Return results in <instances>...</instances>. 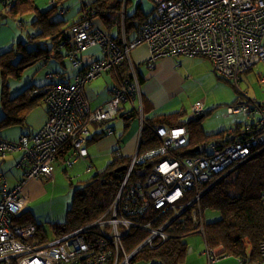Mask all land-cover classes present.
I'll return each mask as SVG.
<instances>
[{"label":"built area","instance_id":"2783aa9c","mask_svg":"<svg viewBox=\"0 0 264 264\" xmlns=\"http://www.w3.org/2000/svg\"><path fill=\"white\" fill-rule=\"evenodd\" d=\"M153 2L155 19L144 25L141 34L131 41L127 40L124 29L120 43L95 22L85 6L87 1L81 0L80 18L71 26L70 39L65 35L58 49L68 51L71 65L77 70L73 81L57 83L55 80L61 74L48 73L47 78L52 83L32 92V97H43L48 109L45 126L35 135L24 134L18 142L0 138L2 155L23 151V163L29 166L26 181L41 178L54 181L55 163L60 150L68 143L72 148V154L66 161L69 167L85 159L92 129L111 125L122 104H130L132 112L143 124L141 79L132 61L133 50L142 44L149 48L147 65L150 71L156 70L163 58L203 57L212 62L218 75L238 89L243 76L253 66L258 63L264 65V0ZM92 48H100L102 57L89 58L84 62L83 54ZM124 62L130 66L131 77L113 89L112 99L106 105L92 110L85 95L86 86ZM245 95L248 98V94ZM229 111L246 118V137L238 138L225 147L211 145L209 151L196 157L182 158L176 152L188 144L189 133L185 127H158L155 135L161 147L144 154L139 152L141 134L138 149L111 210L98 222L48 243L37 238L35 224H19L16 220L25 212L28 203L23 192L24 183L9 190L7 178L0 176L3 191L0 264H130L138 252L155 249L160 239L163 242L170 239L166 229L193 205L197 206L193 221L204 235L201 199L210 188L264 151V102L247 100L230 107ZM205 113L204 104L198 103L192 116L198 118ZM113 132L112 127H107V135ZM114 154L117 158L124 157L121 149H116ZM145 164L152 166L149 175L143 182L132 185L129 191L127 189L124 202L122 195L134 168ZM192 192H196V197L187 204H181ZM261 199L264 206V193ZM170 210L178 211L172 219L160 222ZM152 211L157 212L154 218ZM142 220L148 222L143 223ZM96 228L99 229L97 233L93 232ZM133 228L144 230L150 236L136 251L126 256L123 238ZM260 252L264 258V241ZM122 253L125 254L123 260L120 259ZM213 253H207L210 264L219 260ZM240 262L250 264L243 260ZM256 264H262V261Z\"/></svg>","mask_w":264,"mask_h":264},{"label":"trees","instance_id":"16d2710c","mask_svg":"<svg viewBox=\"0 0 264 264\" xmlns=\"http://www.w3.org/2000/svg\"><path fill=\"white\" fill-rule=\"evenodd\" d=\"M63 1L53 0L50 9L46 12H41L36 6V0H3L5 2V13L10 18L17 19L28 14H37L38 18L33 23V26H39L41 30L34 36L29 35L30 41L19 44L17 50L11 49L0 53V76L3 81L1 104L4 111V118L0 122V131L14 126H25L26 117L29 112L40 101L43 102V97H32V92L35 89H43L51 83L40 87H28L18 96L11 98L9 96L10 88L7 81L9 79L23 77L26 70L35 64L48 61L52 57L62 58L64 52L67 51H59L58 49L59 43L67 35V29L69 27L63 22L56 23L51 21V18L54 15L56 16V13L62 8L60 5ZM129 4L130 0H127L126 11H124L122 10L123 0H98L88 11L92 18L99 19L108 30L110 28L111 30L117 28L118 35L112 36L116 41L121 43L124 29L127 40L130 41V37L134 34L137 35L135 37H138L144 25L149 22V18L141 12L140 4H138V9L134 14H129ZM61 10L66 9L62 8ZM66 37L70 39V37ZM45 40L53 44L52 48L46 49L41 46V42ZM32 45L36 46V48L28 49V46ZM66 54L68 57V51ZM112 73L118 85L131 77L130 66L127 62L116 67L112 70ZM263 78L261 76L258 77L259 81L264 84L262 82ZM245 94L248 93L243 91L242 96L245 99L242 97L235 101L234 104L236 106L245 103L247 100L257 101L252 99L249 94L247 98ZM240 100L243 101L240 102ZM130 115L132 117H127L129 121L134 117L138 119L137 115L133 112ZM183 116L184 112L180 111L179 113H173L163 117L156 116L152 119H144L139 149L140 154L161 147V142L155 135V130L161 126L167 128L185 127L188 130V144L176 151L182 158L196 157L199 155V152L196 151L197 147L201 149L200 153H203L209 151L211 145L216 148L225 147L234 143L238 138L246 137V130L244 129L247 124L246 121L239 123L236 128L222 130L214 134H207L202 127V122L208 117V113L202 115L203 117L200 116L202 118H189L188 120L183 119ZM124 117L126 119V115ZM107 127L113 128L112 124L107 125ZM129 127L130 123L127 125V129ZM104 135H107L106 130ZM0 138L2 139L1 135ZM71 153L72 148L68 143L60 150L59 157H65ZM131 162V158H117L115 156L112 164H109L104 170L96 173L89 181L85 182L82 188L76 189L73 194L72 205L67 212V220L63 223L51 225L53 240L101 220L111 210L118 199L127 176L128 170L118 171V169L124 166L129 168ZM28 169L29 166H27V171ZM151 169L152 166L149 164L134 168L127 188H125L122 195L124 202L127 189L129 191L132 185L137 182H143L149 175ZM51 182L54 183L55 180ZM263 193L264 151L230 173L226 178L211 188L201 199L203 212L209 209L218 212L221 217L218 221L216 220L211 224H205V241L208 248L215 249L223 247L224 254L247 261L250 264L263 261L264 258L260 252V245L264 241V206L262 205L261 199ZM195 197L196 192H192L181 204H187ZM196 207V205L191 206L172 221L171 225L166 229V233L170 235V239L166 242H163V239L158 240L155 249L139 252L133 257L130 264H133L137 259L148 261L157 260L161 264H182L188 254V247L184 239L187 236L199 232L200 229L193 221V216L197 211ZM177 211H167L161 217L160 222L164 223L172 219ZM152 212L154 218L157 212ZM16 220L19 224L32 223V217L26 211ZM142 222L147 223L148 221L142 220ZM37 229V238L42 243H48V234L39 229L38 226ZM93 232L97 233L99 229H93ZM149 236L150 234L148 232L139 228L131 229L123 238L126 256L136 251ZM125 254L122 253L120 255L121 260L125 258Z\"/></svg>","mask_w":264,"mask_h":264},{"label":"crops","instance_id":"0c3cea01","mask_svg":"<svg viewBox=\"0 0 264 264\" xmlns=\"http://www.w3.org/2000/svg\"><path fill=\"white\" fill-rule=\"evenodd\" d=\"M52 1L53 0H36V6L39 11L46 12L52 6ZM86 1L87 4H85V6L87 9H90L98 0ZM7 2L9 3V1ZM126 4L127 0H123L122 10L124 11H126ZM138 4L141 5V12L144 16L149 18V21L155 19V6L153 1L141 0ZM137 6L132 8L129 11V14H134L138 9ZM60 7L66 9V11L61 13L62 8L59 9L60 11L56 13V16L54 15L53 18H51V21L56 23L63 22L64 24H67L69 27L67 29V35L70 37V26L80 18L79 16L82 9V3L81 0H64ZM4 9L5 2L0 0V17L3 19H10ZM37 18L38 15L35 13L28 14L17 19L11 18L18 22L19 28H24L21 35H19L18 31L15 30L13 24L9 22H2L3 19H0V50H5L7 48L5 46L10 42L16 43L12 48L15 50L19 48V44L29 42V35L34 36L41 30L39 26H33V23L37 20ZM94 20L109 34L111 33V35L115 36L118 35L117 28H113L112 30L110 28L108 30L99 19ZM27 24H29L28 27ZM135 36L137 35H132L130 37V41L135 39ZM52 45L53 44L47 40L41 42V46L46 49L52 48ZM29 47L30 46H28V49ZM34 48H36V46L32 47V49ZM66 52H64L62 58L52 57L48 61L40 62L28 68L24 73V76L26 77L24 86L40 87L52 83V80L47 78V74L50 72H59L61 74V77L58 80H55L57 83L72 82L77 70L72 67ZM149 55V48L146 44L140 45L132 52V61L141 79V107L144 119H152L156 116L163 117L165 115L179 113L181 110L178 111L176 108L182 103L180 96L184 90V85L188 83L186 77L180 72V70L183 69V65L178 67V62L180 61L178 58L181 56L163 58L158 62L157 69L150 71L147 65ZM101 57L102 52L100 48H92L83 54L82 59L84 62H87L89 58L98 59ZM207 63L209 62L206 60H198L196 64H203L204 66ZM253 69L243 76L241 81L242 84L252 74L251 72ZM259 76H261V74H259L258 77ZM117 85V81L112 71L104 73L102 76L89 83L86 86L85 95L90 103L91 109L97 110L98 108L106 105L112 99V91ZM261 102H264V99ZM122 105L130 104L125 103ZM122 105L120 113L112 123L114 130L113 134L104 135L107 125L98 129H92L91 136L87 142L88 158L78 160L71 167L67 165L66 161L72 153L65 157L58 158L54 169V183L48 179H32L26 181L27 166L23 163L24 154L22 150H17L4 156L0 154V175L3 174L7 177L9 190H14L17 186L24 183L23 192L28 198L25 211L30 213L35 222L37 219H44V210H50L49 208L51 206L53 209V204L57 197L60 199L64 198L65 192L61 190V185L66 182L67 178L65 175L70 174L72 178H75V180L81 181L82 178H85L94 172L98 173L104 170L109 164H112L116 149L122 150L124 158H133L138 149L140 135L142 134L141 122L135 117L129 121L127 117H132L130 115L132 111L129 113L126 112V110L122 108ZM137 105L140 108V104L138 103ZM207 113L208 111H206V114ZM125 115L126 119L124 117ZM3 118L4 111L0 102V122ZM47 121L48 109L44 102L40 101V103L27 115L25 126H14L3 129L0 131V135L5 141L18 142L24 133L28 135L37 134L45 126ZM129 123V129L131 130L130 133H128L129 129H127V125ZM238 124L239 123H236L233 127L229 128L221 127V131L236 128ZM205 132L207 133V131ZM70 183L74 186L72 181ZM2 199L3 191L0 185V203ZM186 244L188 247V254L182 264H209L207 255L208 246L204 238L203 242L201 240H191ZM211 252H214L216 256H220L219 260L213 264H242L239 258L224 254V248L222 247L215 248L211 250ZM262 264H264V260Z\"/></svg>","mask_w":264,"mask_h":264},{"label":"rangeland","instance_id":"374dc122","mask_svg":"<svg viewBox=\"0 0 264 264\" xmlns=\"http://www.w3.org/2000/svg\"><path fill=\"white\" fill-rule=\"evenodd\" d=\"M141 0H130L128 12L138 5ZM0 19H3L0 17ZM2 22H9L13 24V27L21 35L24 28L18 27V22L13 19H3ZM29 24H27V27ZM32 27V26H30ZM16 43L10 42L5 47V50H0V53L6 52L13 48ZM35 47L30 46L29 49ZM4 49V48H2ZM178 67L183 65V69L180 72L186 77L188 83L184 85V90L180 96L182 103L176 109L184 112L183 119L188 120L189 118H194L193 108L198 103L204 104L206 111H208V117L202 122V127L207 133H217L221 131V127L229 128L233 127L236 123H244L246 118L242 114H230L229 108L234 106L235 101L242 98V92L246 91L250 97L255 98L257 101L261 102L264 99V84L258 79V75L261 74L264 77V65L258 63L253 66L252 74L247 78V80L240 84V89L236 88L231 82L226 79L221 78L217 73L212 64V62L206 58H189V57H179ZM198 60H206L209 63L202 65L196 64ZM209 68V70H208ZM26 82V77L23 76L19 79H9L7 84L10 88L9 96L14 98L24 92L28 87L24 86ZM142 90V89H141ZM3 91V81L0 76V102L1 94ZM142 92V91H141ZM243 99H245L243 97ZM243 100H240L242 102ZM122 108L126 112H131L132 107L130 105H122ZM139 120V119H138ZM140 121V120H139ZM142 131L144 127V122L141 124ZM141 131V132H142ZM131 130L129 129L128 133ZM201 152V151H200ZM199 152V153H200ZM56 167V163H55ZM96 173L82 178L81 181L75 180L70 174L66 176V182L61 185V190L65 192L63 199L56 198L50 210H44V219H37L36 222L32 218V223L36 224L39 229L46 232L49 236V241H52L53 233L51 230L52 224L63 223L67 220V212L72 205L73 194L76 189L82 188L85 182L89 181ZM74 183V186L70 182ZM211 190V188H210ZM217 219L220 220V214L212 210L204 211V222L205 224H211ZM202 234L197 232L190 236H187L184 240L189 243L191 240H201L203 242ZM211 248L208 251L211 252ZM208 253V252H207ZM215 254V253H213ZM208 255V254H207ZM218 257V256H216ZM209 259V258H208ZM133 264H161L157 260H142L137 259Z\"/></svg>","mask_w":264,"mask_h":264},{"label":"water","instance_id":"95a60500","mask_svg":"<svg viewBox=\"0 0 264 264\" xmlns=\"http://www.w3.org/2000/svg\"><path fill=\"white\" fill-rule=\"evenodd\" d=\"M202 117H200V118H202ZM196 151H199V147L196 148ZM125 170H128L127 166H124V167H121V168L118 169V171H125Z\"/></svg>","mask_w":264,"mask_h":264},{"label":"clouds","instance_id":"9594fccd","mask_svg":"<svg viewBox=\"0 0 264 264\" xmlns=\"http://www.w3.org/2000/svg\"><path fill=\"white\" fill-rule=\"evenodd\" d=\"M48 117H49V115H48ZM57 160H58V159H57ZM107 213H108V212H107ZM107 213H106V214H107ZM106 214H105V215H106ZM95 223H96V222H95ZM199 233H200V232H199ZM201 234H202V233H201ZM202 235H203V234H202ZM203 238H204V240H205V234L203 235ZM222 248H223V247H222ZM142 251H144V250H142ZM142 251H140V252H142ZM138 253H139V252H138ZM138 253H137V254H138ZM137 254H136V255H137ZM219 258H220V256H218V259H219ZM240 260H241V259H240ZM245 262H247V261H245ZM262 262H263V261H262ZM209 264H210V263H209Z\"/></svg>","mask_w":264,"mask_h":264}]
</instances>
